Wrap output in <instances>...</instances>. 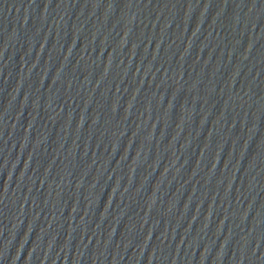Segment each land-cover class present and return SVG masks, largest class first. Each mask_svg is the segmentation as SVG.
<instances>
[{
  "label": "water",
  "instance_id": "95a60500",
  "mask_svg": "<svg viewBox=\"0 0 264 264\" xmlns=\"http://www.w3.org/2000/svg\"><path fill=\"white\" fill-rule=\"evenodd\" d=\"M0 264H264V0H0Z\"/></svg>",
  "mask_w": 264,
  "mask_h": 264
}]
</instances>
